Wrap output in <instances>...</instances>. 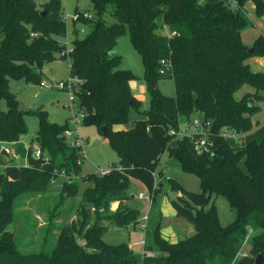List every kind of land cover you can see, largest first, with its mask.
<instances>
[{
  "label": "trees",
  "instance_id": "1",
  "mask_svg": "<svg viewBox=\"0 0 264 264\" xmlns=\"http://www.w3.org/2000/svg\"><path fill=\"white\" fill-rule=\"evenodd\" d=\"M63 1L0 0V100L8 101L7 110L0 104V142L21 143L28 131L9 79L25 77L41 83L45 63L64 56ZM91 1L94 17L82 20L86 34L72 42L70 74L82 80L78 99L83 124L107 127L106 137L119 155L113 165L121 168L105 175H83L77 150L64 136L68 123L49 120L43 109L29 110L39 117L35 142L43 156L34 157L32 146L27 150L19 144L18 152L28 159L19 166L0 153V264H255L257 256L264 258V137L233 145L222 131L233 130L243 137L253 128L252 115L264 102V71L249 63L252 56H264V34L251 45L242 37L252 23L242 10L253 2L261 17L264 0H239L238 9L222 0ZM108 15L116 22L110 23ZM165 25L176 33H163ZM127 28L143 58L151 102L145 120L117 128L129 124L130 109L142 104L131 88L136 74L120 67L122 55L111 53ZM162 78L174 79L175 95L153 85ZM245 84L253 90L237 98ZM196 115L211 122L213 155L198 153L190 137L170 133ZM165 151L184 171L199 177L198 192L169 180L181 192L178 200H172L177 215L192 222L196 232L172 242L160 223L154 225L144 242V250L153 255L137 254L126 243L105 242L109 224L139 222V210L128 203L133 177L154 190L155 198L160 188L154 189L152 171ZM61 170L71 178L63 183L66 196L77 195L81 181L90 182L82 192L81 217L60 228L51 251L23 253L8 228L17 197L26 191H45ZM214 195H225L236 209L230 224L220 222L215 203L205 209ZM115 202L119 204L113 209ZM79 237L87 239L85 246L78 244ZM247 241L249 249L240 255Z\"/></svg>",
  "mask_w": 264,
  "mask_h": 264
},
{
  "label": "rangeland",
  "instance_id": "2",
  "mask_svg": "<svg viewBox=\"0 0 264 264\" xmlns=\"http://www.w3.org/2000/svg\"><path fill=\"white\" fill-rule=\"evenodd\" d=\"M63 6L67 24V35L64 40H66L65 43L68 42L69 45H72L75 37H83L86 34V31L82 32V29L86 28L84 23L74 19L77 6L82 10L92 12L93 3L91 0H64ZM242 12L244 15H247L248 12V15L251 14L254 18L256 16L251 9L250 12L246 9H243ZM263 17H259V19L261 18L260 20L264 22ZM107 18L110 23L116 22V19L112 15H108ZM163 30L162 32L165 33V30ZM257 31V24L252 25L251 23L245 29L243 38L248 42L250 41V37ZM114 52L122 55L120 67L131 69L136 74L137 77L134 81L137 82L138 93L140 94L141 92L139 88L141 84H145L146 87L144 94L142 93L144 96L141 107L139 109L135 107L130 109V122L123 126L125 128L133 126L136 121L146 119V110L149 109L151 102L150 91L144 79L145 67L143 58L131 41L129 28L118 37ZM69 66V56L65 55L61 57V55H57L54 61L45 63L43 67L41 80L47 83L46 86H41L38 82L27 81L25 77H13L9 79L10 91L17 95L20 104L27 106L29 109H43L47 112L49 120L60 124L68 123L73 114H80L82 110L79 106V99L76 98L74 101H71L69 92L58 86V82L67 80L70 77ZM157 85L162 92L168 95H175L176 93L173 78H162L157 82ZM251 88L249 84H245L237 91V98H240L244 92ZM0 104L3 109H8L7 98H1ZM261 105L262 107L258 111V114L264 117V102ZM258 114L252 115L254 126L249 131L251 136L246 141L254 139L261 140L264 136V127H262L264 120L261 121L260 127L256 125V117H258ZM24 119L28 131L22 136L21 143L0 142V148H6L9 152L8 155L5 154L8 156V159L19 166L26 165L25 156L18 152L19 144L28 147L32 144V141L36 143L35 138L39 129V117L36 113L24 111ZM79 133L86 139V159L82 164L83 175L95 173L98 168H109L111 165L119 162L118 152L109 143L108 138L97 125H84L83 122H80ZM230 142L233 145L240 143L239 139L233 138L230 139ZM34 147L35 145L33 149ZM160 159L157 169L152 171L155 178L154 189L160 188L155 198H153L154 190L151 191L153 195L151 201L147 198L140 197L142 191L149 193V188L141 180L133 177L131 186L133 195L128 200V203L131 207L139 210V222L136 226L134 224L128 226L109 224L103 236L105 242L109 244L126 243L132 247L135 253L143 254V241L146 238L147 230L152 229L156 223H160L161 228L165 232L173 231L179 234L187 233L190 227L195 228L193 223L185 217L174 215L175 213L172 214L174 210L172 200H178L179 191L171 187L169 180L170 178L175 179L185 186L187 190L198 192L201 190L199 177L194 173L184 171L176 160L169 157L167 151L161 155ZM161 168L165 170L164 174L160 173ZM2 170L3 166H0V172ZM154 172H156V175H154ZM65 179L67 178L57 175V177L52 179L45 191H26L18 195L14 207V220L8 228L14 232L18 248L21 252L35 253L42 250L51 251L56 244L60 228L72 222L79 221L81 217L80 203L82 192L90 182L87 180L81 181L80 192L75 196H66L62 193ZM159 179L163 180V185ZM213 203L217 207L220 222L223 225H228L234 221L237 215L236 209L231 206L225 195H214L213 200H210L206 204L205 209H209ZM147 215L150 218L145 229L140 226V223L145 220L144 218ZM249 246L250 242L247 241L241 249L240 255L246 253Z\"/></svg>",
  "mask_w": 264,
  "mask_h": 264
},
{
  "label": "built area",
  "instance_id": "3",
  "mask_svg": "<svg viewBox=\"0 0 264 264\" xmlns=\"http://www.w3.org/2000/svg\"><path fill=\"white\" fill-rule=\"evenodd\" d=\"M227 6L238 9L241 8L239 0H222ZM94 17L93 11H87V10H77L74 16L75 20L82 21L83 19H92ZM64 19L66 20V17L64 15ZM165 34L167 35H174L176 32L171 31L170 28L165 25L164 27ZM86 31V28L82 29V32ZM66 40H64V49L61 52L62 55H66L70 57V63H71V51L73 50V43L72 45H69V43H65ZM70 67V66H69ZM82 80L78 77H74L70 74V77L67 80H61L58 82V86L61 89H65L69 92V97L71 101H74L76 98H78V93L80 92ZM41 86H46L47 83L42 80L40 83ZM82 109V108H81ZM84 117V110L82 109L80 111V114H73L70 117V120L68 122V126L64 130V136L66 137L68 143H70L72 146H74L77 150L78 154V160L77 162L79 164L83 163L86 159V151H85V144L86 139H84L80 133H79V124L83 121ZM211 122L209 120L203 119L201 116L196 115L192 118L191 122L184 123L180 125L179 130L176 131L174 129L170 130L171 134H177L179 137H190L193 140L194 143V149L198 153H204V152H210L211 155H213V141L210 138L209 129H210ZM222 134L224 137L228 139H239L240 142L243 141V137H241L237 132L233 130H223ZM33 156L34 157H40L43 156L42 149L39 145H35L33 149ZM46 160L48 159V156H45ZM121 168L120 166H114L111 165L109 168H98L95 173L98 175H105L109 173L113 168ZM58 175L66 177L67 180L71 181L70 175L66 173L65 170H61ZM154 175H156V172H154ZM149 193H146L142 191L140 193V197L147 198L150 201L152 200V192L148 189ZM145 220L140 223V226L142 228H147V222L149 220V215L145 216ZM145 242V240H144ZM147 255H153L151 251H145L143 252ZM246 253L242 254L245 255Z\"/></svg>",
  "mask_w": 264,
  "mask_h": 264
},
{
  "label": "crops",
  "instance_id": "4",
  "mask_svg": "<svg viewBox=\"0 0 264 264\" xmlns=\"http://www.w3.org/2000/svg\"><path fill=\"white\" fill-rule=\"evenodd\" d=\"M245 9L248 11L249 10V12H250V9L251 10H253L254 11V13H255V5L253 4V2H248L247 3V5H246V7H245ZM255 15H256V13H255ZM251 21H252V25H256L257 24V26H258V31L254 34V35H252L251 37H250V41H246L244 38H243V40H244V42L246 43V44H248V45H251L253 42H254V40L259 36V35H261V34H264V22L263 21H261L260 19L264 16H261V18L259 19V17L256 15L255 16V18L253 17V16H251V14H249L248 15V12H247V15H246ZM258 17V18H257ZM264 18V17H263ZM246 29V28H245ZM245 29L243 30V32H242V37H244V32H245ZM249 63L251 64V66H252V68L254 69V70H258V71H264V56H252L250 59H249ZM258 64V65H257ZM52 73H54V71H52ZM131 88H132V91H133V93L136 95V97L137 98H139L141 101H142V98H143V96L144 95H142V93L144 94V92H145V90H146V87H145V84H141L140 85V94L138 93V85H137V82L136 81H131ZM251 90H253V88H251L250 90H247V91H251ZM262 104V103H261ZM261 107H262V105H261ZM255 114H258V112L257 113H255ZM260 114H258V117H256V125L258 126L259 125V127L261 126L260 124H261V121L262 120H264V117H261V116H259ZM253 119V118H252ZM123 126H117V128H122ZM131 127V126H130ZM262 127H264V123H263V126ZM248 133V134H247ZM247 133H245V137H244V135H243V140L245 141V142H247L246 140H248V138L251 136L250 134H249V132H247ZM264 137V136H263ZM263 137H262V139H263ZM261 139V140H262ZM254 140H258V139H254ZM250 141V140H249ZM258 141H260V140H258ZM34 145H36V143H34V144H31L30 146H32V148H33V146ZM30 146H24V148L25 149H27L28 150V148L30 147ZM25 159H26V164H27V161H28V159H27V156L25 157ZM161 160V159H160ZM160 171H162V174H164L165 173V170L164 169H162L161 168V170ZM161 174V175H162ZM159 181H161V183H162V185H163V180L162 179H159ZM161 185V186H162ZM185 187V186H184ZM181 194V192H179V195ZM118 202H115V203H113V205H112V208L113 209H116L117 207H118ZM175 213V214H174ZM172 214H174V215H177V213H176V210H175V208H174V210H173V212H172ZM150 218V217H149ZM157 224V223H156ZM155 224V225H156ZM154 226V225H153ZM195 229V228H194ZM193 229V227H190L189 229H188V232L187 233H175V232H173V231H171V232H168V231H166L165 232V230L164 229H162L161 228V231H162V233H163V235L164 236H166L170 241H172V242H176V241H178L179 240V236L181 235V234H184V235H186V236H190V235H192V234H194L195 232H196V229L194 230ZM143 243H144V241H143ZM145 248V247H144Z\"/></svg>",
  "mask_w": 264,
  "mask_h": 264
},
{
  "label": "water",
  "instance_id": "5",
  "mask_svg": "<svg viewBox=\"0 0 264 264\" xmlns=\"http://www.w3.org/2000/svg\"><path fill=\"white\" fill-rule=\"evenodd\" d=\"M253 49H254V48L251 47V48L249 49V51H253ZM111 53H114V51H112ZM153 85H154L155 87L158 86V85H157V82H154ZM29 110H31V109H29L27 106H25V105L19 103V105H18V111H20V112L23 111V112H24V111H29ZM101 130H102V132H103L105 135L107 134V127H106V126H102V127H101ZM0 153L7 154V155L9 154V152L7 151L6 148H0ZM186 238H187V236L184 235V234H181V235L179 236V240H185ZM77 242H78L79 245H81V246H85V245L87 244V239H85V238H78V239H77ZM263 262H264V258H263L262 255H259V256L256 257V259H255V264H263Z\"/></svg>",
  "mask_w": 264,
  "mask_h": 264
}]
</instances>
